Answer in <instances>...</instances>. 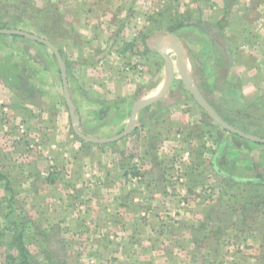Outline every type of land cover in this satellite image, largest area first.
<instances>
[{
  "label": "crops",
  "instance_id": "0c3cea01",
  "mask_svg": "<svg viewBox=\"0 0 264 264\" xmlns=\"http://www.w3.org/2000/svg\"><path fill=\"white\" fill-rule=\"evenodd\" d=\"M17 1L7 7L14 5L11 11L18 12L22 6H40L41 20L52 22L44 28L49 35L39 37L63 58L70 100L87 136H117L108 132L113 120L124 118L125 128L138 102L161 93L163 78L155 81L145 67L128 64L140 59L144 45L151 49L154 39V49L160 38L170 39L152 28L170 9L174 14L185 7L190 17L213 23L218 19L210 18V8L220 11V18L230 10L234 31L226 38L247 57L256 56L232 64L237 71L255 72L244 83L239 80V97L264 95V57L259 58L264 0ZM172 85L138 111L128 135L87 143L73 133L52 51L29 39L0 35V199L13 204L30 226L55 236L64 254L77 250L75 257L90 264H222L230 254L232 264H264L261 225L245 231L243 242L259 255L241 258L229 251L222 259L220 253L228 248L226 241L240 243L242 215L251 212L242 204L254 188L235 183L264 182V144L215 125L190 94L192 101L173 97ZM200 93L228 124L264 139L237 128L246 126L232 124ZM114 106L121 107L118 115Z\"/></svg>",
  "mask_w": 264,
  "mask_h": 264
},
{
  "label": "rangeland",
  "instance_id": "374dc122",
  "mask_svg": "<svg viewBox=\"0 0 264 264\" xmlns=\"http://www.w3.org/2000/svg\"><path fill=\"white\" fill-rule=\"evenodd\" d=\"M21 1H25L30 5H32L31 3L37 4L39 2V4H41L42 2V0ZM9 2L17 3L18 1L0 0V28L18 29L38 36H40L39 33L49 35L46 29L52 27V22L41 20L40 6L35 7L33 5L29 8H27V6H22L20 11L17 12L11 11L14 5L9 8L7 7V3ZM180 3L179 1V4ZM174 5L178 6L176 3ZM32 8L37 14L33 13V10L30 12ZM187 11L185 7L183 10L178 8L175 9V13L173 14L170 9L166 15L159 19V22L156 20V23L152 25L153 32L154 30H158L161 32L159 36H165L166 39H169L167 38V35H169L167 28L169 26L172 27L176 25L178 21L190 19V25L170 33L172 37H170L169 40L173 42L175 41L174 38H176V42L182 48L185 58V68L187 69L191 82L197 87L199 92L201 91L206 95V98L216 102L217 108L229 117L232 124L236 126H246L237 128L258 132L260 136L264 137V95L257 98H250L248 93H241L239 97L240 93L237 91L239 80L241 79V83L242 81L244 83V79L253 78L252 74L255 72L251 71L246 73L237 71L232 64L237 63V60H256V56L250 55V58L247 57V54H243L237 50L238 48L234 47L235 44L232 45L235 43L232 38H226L227 33H232L230 31H234L231 30L233 24L228 23L231 19L230 10H227L226 19V17L220 18L222 15L220 11H213V9L210 8L209 11L214 13L210 18L218 19L216 23L203 21L201 17L204 16L200 17V15L197 14L194 17H190V12ZM56 21L54 22L57 23ZM169 40L162 39L160 43H163V41L169 42ZM154 43L155 39L153 40L151 49L146 48L144 45L143 51L140 52L139 55L140 59L136 58L133 62L129 63L128 66L135 67L138 65L140 69L145 67L148 69L149 74H152V79L155 81L163 78L161 86L163 87L167 72L162 57L156 53L153 47ZM258 51L262 53L261 48ZM166 54L173 60L175 69V79L170 94L175 98L181 99L180 101H192L189 93L184 89L179 76L174 50L172 48H167ZM262 57H264V54L259 56L260 59H262ZM136 60L138 61L137 64ZM244 63L246 64V62ZM261 70L262 69H260L259 72H261ZM249 94L251 95L250 92ZM184 98L186 100H184ZM114 110L115 114L118 115L121 111V107L118 106L115 108L114 106ZM113 123L114 124L109 126L108 132H110L111 135H117L124 129L123 127L126 121L123 118L118 121L113 120ZM262 180H264V178H262ZM256 188L260 190L261 186ZM262 190H264V188H262ZM13 207L15 206L13 204L10 205L9 201L0 199V264H10L9 257H17V250L12 246V237L17 235L20 231L23 233V239L30 255L34 258L33 264H90L86 263V259L84 258L80 260L81 257H75L78 253L77 250L73 252L72 250H68L65 251L68 255L66 253L64 254V251H61L60 247L56 246L58 244L55 241V236L41 230L39 226H30L32 222L26 221L24 215L19 216L13 210ZM9 208H12V210L10 211ZM37 219L38 218H36V220ZM258 222V225L264 223L262 219L258 220ZM247 238L248 236L242 233L239 237V244L237 242L231 243V239L226 241L225 243L228 244V248L225 247V249L220 251L222 259L223 256H228L229 251L230 253L235 251V254H240L241 258L244 255H259L256 253L257 250L255 249H246L243 242H245ZM51 243L52 246L47 245ZM82 253L83 252H81V255ZM231 257L232 254H230L225 261L223 259L220 262H222V264H232L230 262L232 261L230 260ZM78 260H80V262H78ZM243 263L244 262L241 260V264Z\"/></svg>",
  "mask_w": 264,
  "mask_h": 264
},
{
  "label": "water",
  "instance_id": "95a60500",
  "mask_svg": "<svg viewBox=\"0 0 264 264\" xmlns=\"http://www.w3.org/2000/svg\"><path fill=\"white\" fill-rule=\"evenodd\" d=\"M0 35H10V36H18L22 37L25 39L32 40L34 42L40 43L44 46H46L48 49L52 51L54 54L59 70L61 72V78L63 82V93H64V98L66 105L68 107V110L70 112L71 120H72V130L73 133L82 141H85L87 143H92V144H103V143H109V142H114L119 140L120 138L128 135L130 132L133 131L135 127V116L140 111L141 109H144L145 107L149 106L150 104L154 103L158 99L162 98L170 89L174 78H175V69L173 66V60L166 54V49L167 48H172L175 52L176 56V65H177V70L179 73V76L181 78V81L185 87V89L188 91V93L191 95V97L194 99V101L204 110V112L210 117V119L220 128H222L225 131L230 132L231 134H234L238 137H241L243 139H246L248 141L254 142V143H262L264 144V139L258 138L249 134H246L232 125L228 124L226 121H224L218 113L209 105V103L204 99V97L201 95L199 90L194 86V84L191 82L190 77L188 75L187 69L185 68V58H184V52L182 48L178 45L175 41H171V43H160V41L163 38H160L157 42L156 45V52L158 55H160L164 61L165 69L167 72L166 79H165V84L164 87L159 95L156 97L143 101V102H138L137 105H135L131 111L130 118L128 121L127 126L124 128V130L119 133L117 136L109 139H98V138H93L90 136H87L83 134L80 129V122L79 118L76 114V109L73 105V103L70 100V96L68 93V87H67V81H66V71H65V64L63 61L62 56L60 55L59 50L57 47H55L51 42L43 39L42 37H39L38 35L31 34L22 30L18 29H2L0 28ZM168 38L172 37L171 35L167 36Z\"/></svg>",
  "mask_w": 264,
  "mask_h": 264
},
{
  "label": "trees",
  "instance_id": "16d2710c",
  "mask_svg": "<svg viewBox=\"0 0 264 264\" xmlns=\"http://www.w3.org/2000/svg\"><path fill=\"white\" fill-rule=\"evenodd\" d=\"M187 21L188 20H185V19L183 21L181 20L178 23H176V25L172 27L169 26L167 28V31L172 33L179 28L186 27L185 22ZM14 37L22 38L18 36H14ZM235 184H238L239 186H243V187L251 186L252 188H254L251 192V195L249 194L246 195L245 197L246 200H244V203L242 204L243 208L246 207V208L251 209V212H248L247 210L246 214L242 215V226H244V228L240 232L245 234L246 232L248 233L249 229H252L254 225L255 227L258 226L259 224L258 220L262 219L264 221V195H262V193L260 194L259 193L260 190H257L256 188L258 186L263 187L264 183L258 182L257 180L253 182L252 180L248 181L245 179H240V182L236 181ZM241 197H244V194H242ZM261 226L263 229L261 235L264 240V223L261 224ZM12 246L17 250L18 255L17 257L15 256L9 257L10 264H33L34 263V258L30 255V252L28 251L26 244L24 242L22 231H20L19 233H17V235L12 237ZM260 261L264 263V248L260 255Z\"/></svg>",
  "mask_w": 264,
  "mask_h": 264
},
{
  "label": "bare ground",
  "instance_id": "6f19581e",
  "mask_svg": "<svg viewBox=\"0 0 264 264\" xmlns=\"http://www.w3.org/2000/svg\"><path fill=\"white\" fill-rule=\"evenodd\" d=\"M167 43H171V41L169 40V42H167Z\"/></svg>",
  "mask_w": 264,
  "mask_h": 264
}]
</instances>
